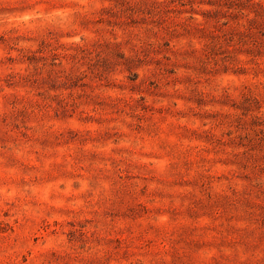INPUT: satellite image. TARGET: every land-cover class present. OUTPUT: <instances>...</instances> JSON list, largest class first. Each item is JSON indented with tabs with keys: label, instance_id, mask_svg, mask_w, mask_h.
Listing matches in <instances>:
<instances>
[{
	"label": "rangeland",
	"instance_id": "1",
	"mask_svg": "<svg viewBox=\"0 0 264 264\" xmlns=\"http://www.w3.org/2000/svg\"><path fill=\"white\" fill-rule=\"evenodd\" d=\"M0 264H264V0H0Z\"/></svg>",
	"mask_w": 264,
	"mask_h": 264
}]
</instances>
